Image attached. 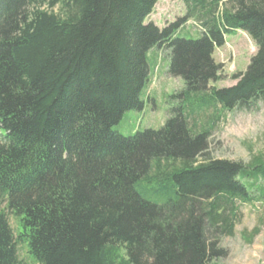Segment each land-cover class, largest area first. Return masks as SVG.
Here are the masks:
<instances>
[{"label":"trees","instance_id":"trees-1","mask_svg":"<svg viewBox=\"0 0 264 264\" xmlns=\"http://www.w3.org/2000/svg\"><path fill=\"white\" fill-rule=\"evenodd\" d=\"M160 1L0 0V264H24L8 214L37 264H212L241 205L264 203V158L207 159L222 114L192 120L264 102V0H183L163 30L146 23ZM189 21L197 40L181 38ZM238 32L257 54L235 86L210 88ZM155 49L184 88L160 130L124 137L114 127L144 111Z\"/></svg>","mask_w":264,"mask_h":264},{"label":"rangeland","instance_id":"rangeland-1","mask_svg":"<svg viewBox=\"0 0 264 264\" xmlns=\"http://www.w3.org/2000/svg\"><path fill=\"white\" fill-rule=\"evenodd\" d=\"M184 4L183 0H161L146 23H153L163 30L187 15ZM185 28L182 33H190V35H181V38L198 39L201 28L195 21H189ZM225 40V46L216 49L214 53V60L221 70L219 74L221 81L209 85L210 88L215 87L219 90L235 86L237 82L233 78L247 71L258 51L255 43L246 33H232L227 35ZM159 51L155 49L148 55L151 78L149 87L142 96L144 111L126 114L121 123L114 127V131L124 137H133L146 130H160L168 118L170 105H173L169 100L170 97L184 88L183 81L167 75L170 58L167 57L168 53L165 49ZM220 113L221 118L214 123L210 132L207 159L241 162L248 165L255 158H264V102L259 103L252 110L223 113L220 107L212 108L192 120L201 130L202 125L209 124L207 126L209 127L212 116ZM141 187L146 190L144 198L147 201L157 205H164L167 202L166 196L163 198L156 195L147 184H142ZM141 187L138 189L142 190ZM241 214L242 221L236 226L234 237L221 241L220 247L226 256L212 264H264V203L242 204ZM8 219L18 242L20 260L24 264H37L28 254L26 244L18 241V221L10 214Z\"/></svg>","mask_w":264,"mask_h":264}]
</instances>
